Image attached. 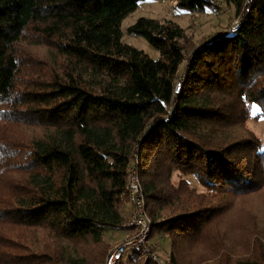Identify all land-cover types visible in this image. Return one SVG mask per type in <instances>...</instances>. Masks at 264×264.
Wrapping results in <instances>:
<instances>
[{
  "label": "trees",
  "instance_id": "trees-1",
  "mask_svg": "<svg viewBox=\"0 0 264 264\" xmlns=\"http://www.w3.org/2000/svg\"><path fill=\"white\" fill-rule=\"evenodd\" d=\"M139 1L0 0V264L103 263L106 231L126 229L136 152L172 264L214 238L224 200L264 189L262 142L248 127L253 104L264 114V0H220L239 29L192 49L178 95L185 30L148 17L131 25L155 60L125 43L122 22ZM212 3L178 0L192 12Z\"/></svg>",
  "mask_w": 264,
  "mask_h": 264
},
{
  "label": "rangeland",
  "instance_id": "rangeland-1",
  "mask_svg": "<svg viewBox=\"0 0 264 264\" xmlns=\"http://www.w3.org/2000/svg\"><path fill=\"white\" fill-rule=\"evenodd\" d=\"M212 4V7L207 4L204 11L192 12L180 7L178 0H141L137 8L122 22L123 41L145 51L154 60L158 59L160 52L145 37L129 33L128 28L141 17L172 20L185 30L187 38L181 43L185 47L187 58L195 46H199L206 39L226 30L230 20L236 15L233 5H227L220 0H213ZM260 112V106L253 104L248 127L259 137L264 150V114L257 116ZM175 179L178 177L175 176ZM186 179L200 192L205 191L196 176L187 175ZM126 200L122 211L127 219L129 204ZM224 202L228 204V208L216 221L214 238L206 243L204 241L189 243L186 251L190 255L185 264H232L236 261H246L250 257L264 256V189L240 197L233 202L229 200H224ZM129 234L130 231L127 229L107 230L105 233L107 247L103 258L115 243L125 240ZM33 239L30 233L26 234L24 245L31 246L32 243L28 241ZM219 239L221 245L214 247ZM151 244L152 249L159 256L160 264H172L170 262L171 239L166 233L152 232ZM159 263L154 260L149 262V264ZM121 264H146V261L145 257L140 259V256L135 255L134 261L125 259Z\"/></svg>",
  "mask_w": 264,
  "mask_h": 264
},
{
  "label": "built area",
  "instance_id": "built-area-1",
  "mask_svg": "<svg viewBox=\"0 0 264 264\" xmlns=\"http://www.w3.org/2000/svg\"><path fill=\"white\" fill-rule=\"evenodd\" d=\"M240 19L235 17L231 20L228 30L236 32L239 29ZM190 65L189 56L185 59L181 73L175 83L174 94L178 95L182 91L183 83L186 79L185 72ZM174 111V107L171 112ZM127 202L129 203L128 216L125 227L130 234L125 240L115 243L108 251L103 264H121L124 259L133 255L135 251H141L145 260H154L159 263V256L152 249L151 235L154 221L148 213L145 189L141 179L140 156L136 152L131 158L127 171L126 181ZM160 264V263H159Z\"/></svg>",
  "mask_w": 264,
  "mask_h": 264
},
{
  "label": "crops",
  "instance_id": "crops-1",
  "mask_svg": "<svg viewBox=\"0 0 264 264\" xmlns=\"http://www.w3.org/2000/svg\"><path fill=\"white\" fill-rule=\"evenodd\" d=\"M128 203V202H127ZM129 204V203H128ZM130 207V206H129Z\"/></svg>",
  "mask_w": 264,
  "mask_h": 264
}]
</instances>
